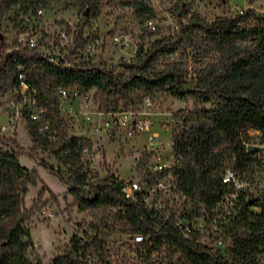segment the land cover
<instances>
[{"label":"trees","instance_id":"trees-1","mask_svg":"<svg viewBox=\"0 0 264 264\" xmlns=\"http://www.w3.org/2000/svg\"><path fill=\"white\" fill-rule=\"evenodd\" d=\"M44 1L0 0V31L12 8L31 10L33 16ZM80 1L84 23L75 29V41L76 48L82 50L84 29L105 4L104 0ZM175 1L179 11L176 34L158 39L146 49L141 46L131 63L117 66H107L100 60L92 64L81 57L73 68H59L26 48L9 54L7 50L17 43H4L0 38V91L13 95L22 82L35 91L34 106L22 112L32 145L30 152L38 151L56 162L55 170L38 160L40 167L67 186L73 206L91 211L125 205V217L112 215L114 222L125 221L133 232L145 236L151 235L150 214L141 205L126 202L122 183L116 177L108 174L89 181L82 155L91 150L92 143L69 136V125L60 113L58 89H72L79 94L92 91L96 106L103 112L137 109L145 97L161 90L178 100L191 98L194 111L173 144L177 161L174 173L180 188L208 212L234 198L226 212L216 213H221L220 221H225L219 224L221 246L228 247L213 252L196 247L192 241L183 242L170 231L166 239L180 246L183 264H264V188L251 191L245 184L253 176L256 163V153L246 147L248 132L256 131L264 137V12L249 8L205 22L191 12L188 0ZM133 8L138 15H147L144 21L150 20L151 11L144 5ZM177 52L192 59L198 54L215 57L195 81H188V72L176 64L153 71L158 58ZM119 68L121 72L117 73ZM20 74L23 79H19ZM202 104L211 108L200 109ZM35 114L45 124L43 130L39 121L31 118ZM19 154L17 142L1 136L0 130V264H42L28 259L32 243L27 224L36 205L28 209L24 202L30 187L42 182L35 170L20 164ZM147 160L143 156L138 165L144 166ZM227 170L245 186L236 188L233 183H224ZM42 187L39 200L49 192ZM105 245L98 235L87 238V242L75 237L50 264H84L89 258L106 264Z\"/></svg>","mask_w":264,"mask_h":264},{"label":"rangeland","instance_id":"rangeland-1","mask_svg":"<svg viewBox=\"0 0 264 264\" xmlns=\"http://www.w3.org/2000/svg\"><path fill=\"white\" fill-rule=\"evenodd\" d=\"M187 3L190 5L191 12L198 14L205 22H211L223 14L233 16L249 8L259 13L264 12V0H188ZM104 4L98 17L91 20L84 31L89 32L99 41V60L107 66L131 63L141 46L146 49L154 41L173 37L178 31L179 11L175 0H104ZM138 4L144 5L151 11L150 20L156 26L154 32L146 28V21L143 19L147 15L140 16L135 13L133 6ZM42 9L44 14L39 21L43 34L46 31L55 36L58 29L74 31L84 23L80 0H45ZM32 18L31 10L12 8L8 13V19L1 25L0 38L4 39V43L12 42L17 30L16 26L28 27L33 23ZM120 34L130 35L134 46L124 49L112 43L111 37ZM214 57L213 54L203 56L198 54V58L192 59L177 52L171 56L158 58L153 71H161L166 66L176 64L188 72V81H195L197 76L213 63ZM120 72L119 68L117 73ZM194 81L192 86L195 84ZM11 96V93L0 91L1 136L17 142L20 149V164L28 170H35L43 184L38 182L36 187H30L24 200L28 209L36 205V212L27 224L32 243L28 259L33 263L48 264L63 252L75 237L87 242V238L92 239L98 235L103 237L106 247L115 249L124 239V234L127 232L125 227L114 222L109 209L80 211L78 207L73 206L72 199L67 195V186L53 173L44 170L38 164V160L45 161L56 170L58 168L56 162L38 151L30 152L32 145L25 121L16 122L14 127L8 128L6 103ZM147 98L151 102L148 133L133 139H128L121 131L107 133L99 124H96V119L85 120L84 108L80 101H60V113L69 125V136L85 138L92 143L91 150L85 151L82 155V160L88 167L90 182L97 178L103 179L108 174L120 179L119 181L138 180L143 171V166H139L138 163L143 156H146L147 148L155 149L162 156L173 151L175 138L194 111V101L189 97L178 100L164 90L155 91ZM199 108L208 110L211 107L209 104H202ZM3 128L5 130H2ZM147 135H151L154 139L151 146L147 141ZM246 147L263 148L264 137L259 132L249 131ZM254 153H256L254 174L245 183L251 191L264 188V151H254ZM174 159L176 161L175 156ZM42 186H45L49 192L43 194L39 200V193L44 188ZM233 199L225 201L216 213L226 212L231 207L230 202ZM217 217L218 225L225 222L220 221L221 213L217 214ZM112 225L117 226V229H114ZM227 247V244L220 245L218 249L225 251ZM121 251L111 250L112 254L108 253L110 264L130 263L127 258H122ZM84 264L101 263L97 259L89 258L84 261Z\"/></svg>","mask_w":264,"mask_h":264},{"label":"built area","instance_id":"built-area-1","mask_svg":"<svg viewBox=\"0 0 264 264\" xmlns=\"http://www.w3.org/2000/svg\"><path fill=\"white\" fill-rule=\"evenodd\" d=\"M43 14L44 10L38 8L31 25L28 27L19 25L13 39L17 46L8 49L9 54L12 50L26 48L29 51H36L50 64L64 69L73 68L81 57L92 64L99 62V41L89 32L84 31L82 34L84 43L81 50L76 48L75 30L58 29L55 36L46 31L43 34L39 21ZM145 25L150 32L156 30L152 20H147ZM111 41L124 49L134 46L128 34L114 35ZM19 79H23L22 74L19 75ZM34 95L35 91L29 90L23 82L20 84L19 90L15 91L6 103L8 128L14 127L16 122L22 120L25 107L34 106ZM58 96L59 101L63 102L80 101L84 108V119L88 121L96 119V124L107 133L121 131L128 139L148 133L151 102L147 97L137 109L103 112L96 106L92 91L79 94L76 90L60 88ZM31 118L39 121L40 130L45 128L38 115H32ZM147 141L149 146L154 143L151 135H147ZM146 157L147 163L143 166L142 175L138 180L119 181L118 178L116 180L122 183L121 193L126 202L130 205H141L150 214L151 235L133 232L127 222H119L127 232L115 249L105 246L107 255L112 254L111 250L113 252L122 250V258H127L129 264H183L181 248L166 239L167 231L179 236L183 242L192 241L196 247H207L213 252L219 250L221 241L216 216L218 206L208 212L198 200L180 188L174 173L176 161L172 150L166 156H162L155 149L147 148ZM223 182L233 183L236 188L245 186L239 184L229 170L226 171ZM127 210V206L119 205L110 212L113 216L125 217ZM112 226L117 229V226ZM106 263L110 264L109 260Z\"/></svg>","mask_w":264,"mask_h":264},{"label":"water","instance_id":"water-1","mask_svg":"<svg viewBox=\"0 0 264 264\" xmlns=\"http://www.w3.org/2000/svg\"><path fill=\"white\" fill-rule=\"evenodd\" d=\"M86 14V13H85ZM249 152H254V151H264V147L263 148H257V147H249L248 148ZM108 264V263H106Z\"/></svg>","mask_w":264,"mask_h":264}]
</instances>
